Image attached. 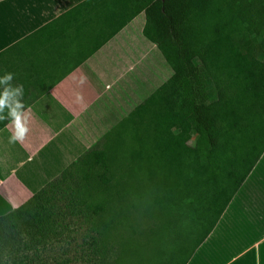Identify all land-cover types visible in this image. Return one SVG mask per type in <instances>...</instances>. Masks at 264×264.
I'll return each instance as SVG.
<instances>
[{
	"label": "trees",
	"instance_id": "obj_1",
	"mask_svg": "<svg viewBox=\"0 0 264 264\" xmlns=\"http://www.w3.org/2000/svg\"><path fill=\"white\" fill-rule=\"evenodd\" d=\"M92 2L106 6L103 23L109 30L93 52L143 12V36L159 49L173 74L57 178L0 217V264L3 254L12 255L18 237L46 236L42 220L47 217L40 215L44 209L38 203L54 192L68 198L77 216L94 219L97 239L92 242L102 264H187L264 153V0H89L85 4ZM7 123L0 122V130ZM122 127L132 143L124 159L120 144L112 151L103 144ZM143 161L150 166L151 179L158 167L175 179L152 181L149 192L158 195V201L171 202V213L189 212L184 216H193L191 230L198 237L188 247L184 235L166 258L163 237L172 229L171 220L154 243L143 247L144 243L130 242L132 257L125 260L117 240L118 214L130 205L127 180L141 172ZM36 206L39 212L33 210ZM28 244L32 245L22 243L26 248Z\"/></svg>",
	"mask_w": 264,
	"mask_h": 264
},
{
	"label": "crops",
	"instance_id": "obj_2",
	"mask_svg": "<svg viewBox=\"0 0 264 264\" xmlns=\"http://www.w3.org/2000/svg\"><path fill=\"white\" fill-rule=\"evenodd\" d=\"M87 1L0 0L1 70L24 86L31 113L23 144L8 142L10 128L0 130V217L57 178L173 74L143 36V12L93 52L109 31L107 10ZM187 264H264V153Z\"/></svg>",
	"mask_w": 264,
	"mask_h": 264
},
{
	"label": "rangeland",
	"instance_id": "obj_3",
	"mask_svg": "<svg viewBox=\"0 0 264 264\" xmlns=\"http://www.w3.org/2000/svg\"><path fill=\"white\" fill-rule=\"evenodd\" d=\"M150 34L154 36L152 30ZM207 89L209 92L212 91L210 82L207 83ZM123 128L125 127L118 129L106 143H103L104 148L109 151L118 150L117 144H120L122 159L127 156L128 150L132 147L129 136L125 135L126 128ZM189 144H193V140ZM140 167L141 172L134 173L135 178L127 180L129 181V191L126 201L130 205L126 206L122 214H118V224L120 225L119 230H115L120 233L117 240L121 243L120 247L124 248H122L120 256L125 260L132 257L129 254L131 248L127 247L130 242L144 243V247L150 244L149 242L157 241L160 234L166 232L167 222L172 220V229L163 237V253L168 258L175 250L177 241L181 242L183 240L181 238L186 235L184 241L189 247L192 241L198 237V232L193 233L191 230L193 216L190 215L189 218L184 216L189 212L182 208L179 209L181 212L184 211L182 216H178V213H171L173 211L171 202L158 201V195L149 192L150 182L162 184L169 181L172 183L175 179L171 176L167 177L166 172L159 167L155 169L156 176L151 179L148 173L150 166L147 162H141ZM174 196L176 195L174 194ZM178 197L179 195L176 200ZM38 206H42L44 209L42 212L40 211V215L47 217L42 220V229L46 231L44 232L46 236L42 238L39 235L18 237L20 242L17 239L12 255L3 254L2 264H102L99 249H96V244L93 245L94 242H92V239H97L94 219L88 220L77 216L75 210L71 208L68 198L62 197L61 192L47 194L42 202L38 203ZM38 206L33 210L39 212ZM178 217L180 221L177 220ZM130 230L136 232L135 235H132L133 237L129 234ZM217 236L218 231L199 250L197 254L200 260L203 259L204 247L215 240ZM29 241L32 245L28 244L29 248L23 247L22 243ZM111 259L112 256L107 261H111ZM129 264L131 263L129 262Z\"/></svg>",
	"mask_w": 264,
	"mask_h": 264
},
{
	"label": "clouds",
	"instance_id": "obj_4",
	"mask_svg": "<svg viewBox=\"0 0 264 264\" xmlns=\"http://www.w3.org/2000/svg\"><path fill=\"white\" fill-rule=\"evenodd\" d=\"M13 79L14 73L0 76V122H8L5 127L11 129L10 144H23L30 131L31 113L23 103L24 86H14Z\"/></svg>",
	"mask_w": 264,
	"mask_h": 264
},
{
	"label": "water",
	"instance_id": "obj_5",
	"mask_svg": "<svg viewBox=\"0 0 264 264\" xmlns=\"http://www.w3.org/2000/svg\"><path fill=\"white\" fill-rule=\"evenodd\" d=\"M206 239H207V238H206ZM206 239H205V240H206ZM205 240H204V241H205ZM202 244H203V243H202ZM202 244H201V245H202ZM201 245H200V246H201ZM200 246H199V247H200ZM199 247H198V248H199ZM198 248H197V249H198ZM197 249H196V251H197ZM196 251H195V252H196ZM195 252H194V253H195ZM193 255H194V254H193Z\"/></svg>",
	"mask_w": 264,
	"mask_h": 264
}]
</instances>
